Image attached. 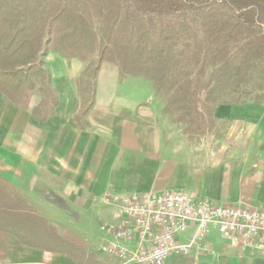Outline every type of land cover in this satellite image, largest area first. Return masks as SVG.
Returning <instances> with one entry per match:
<instances>
[{
	"label": "crops",
	"instance_id": "crops-1",
	"mask_svg": "<svg viewBox=\"0 0 264 264\" xmlns=\"http://www.w3.org/2000/svg\"><path fill=\"white\" fill-rule=\"evenodd\" d=\"M47 59L59 99L49 118L31 115L39 94L28 109H19L0 93V178L41 217L26 211L19 224L0 228V264H120L99 251L112 240L100 225L119 221L118 207L104 200L106 194L185 190L213 203L264 208V106L218 107L217 117L227 123L221 139L188 143L177 129L165 136L152 125L163 114L153 82L151 99L142 104L139 91L119 92L134 77H121L118 64L104 59L119 84L108 98L96 89L88 126L78 128L74 72L84 64L54 52ZM191 233L178 240L186 242ZM206 241L208 251L172 254L162 264H264V248L239 250L216 229Z\"/></svg>",
	"mask_w": 264,
	"mask_h": 264
},
{
	"label": "trees",
	"instance_id": "trees-1",
	"mask_svg": "<svg viewBox=\"0 0 264 264\" xmlns=\"http://www.w3.org/2000/svg\"><path fill=\"white\" fill-rule=\"evenodd\" d=\"M50 52L84 64L75 84L85 96L104 59L121 77L153 82L192 144L213 130L220 139L218 107L264 106V0H0V93L26 109L37 90L43 121L59 105ZM85 115L74 117L78 128ZM24 204L0 178V228L26 211L41 218Z\"/></svg>",
	"mask_w": 264,
	"mask_h": 264
},
{
	"label": "built area",
	"instance_id": "built-area-1",
	"mask_svg": "<svg viewBox=\"0 0 264 264\" xmlns=\"http://www.w3.org/2000/svg\"><path fill=\"white\" fill-rule=\"evenodd\" d=\"M168 198L170 256H186L191 250L208 251L206 236L210 229H216L239 250L264 248V208L213 203L185 190H170ZM104 200L118 207L119 221L113 226L100 225L112 240L100 245L99 251L120 264H162L160 193H111ZM191 229L186 242L178 240L179 235ZM121 241H134L136 245L129 248Z\"/></svg>",
	"mask_w": 264,
	"mask_h": 264
},
{
	"label": "rangeland",
	"instance_id": "rangeland-1",
	"mask_svg": "<svg viewBox=\"0 0 264 264\" xmlns=\"http://www.w3.org/2000/svg\"><path fill=\"white\" fill-rule=\"evenodd\" d=\"M53 68H54V70H56V66H54ZM79 69H80V67H79ZM78 71H79L78 73L74 72L75 77H77L76 80L82 75L84 69L83 70L80 69ZM70 72H72V71L70 70ZM116 73L117 72H116L115 68L112 67V65L101 63V65L98 67L97 75L95 78L96 88H95V94H93V95L89 94V96H85L84 92H82V89H80V86L78 87V84H76L77 89H76V92L74 94V99L76 100V106L73 110V118L75 116H79L80 113H82L83 111H86V115H85V117H86L89 115V112L94 109L95 105H97V99H98L97 94H96L97 93L96 89L99 90L101 98H108L109 96H111L113 88L115 87V85L119 84L118 83L119 82L118 81L119 76ZM75 83H76V81H75ZM151 86H152V83L149 82L148 80H146L145 78H139V77L131 78L128 81L124 82V85L121 88V90H119V92L120 93L125 92V93H127L126 96H128V94H130V92L139 91L138 97L140 99L142 98L141 101H143L142 104H144L145 102H147L151 99V96H147L148 94L151 93ZM38 94L41 97V94L36 90L30 98L29 105L32 101L31 100L32 97H35ZM57 96H58V94H57ZM137 101H138V99H137ZM29 105L26 109L29 108ZM17 108H19V107H17ZM33 110H32L31 115H33ZM38 115L40 116L42 114L38 113ZM49 115H50V113L48 114L47 118H49ZM82 115H84V114H82ZM33 117L35 120H40V119H36L34 115H33ZM152 125H155L156 127L161 128L162 133L165 136H167L168 133H171V131H173V130L176 131V129H177L178 132L181 134L182 140L184 139V141L185 142L188 141V143L190 141V140H187L188 137L184 133V125L176 122L175 119L171 118L168 114H165L164 112H163L162 116H160V117L157 116V117H154L152 119ZM226 128H227V123L222 125L220 132L225 133ZM216 137H217V133L214 132V130H213L212 132H208L205 135L197 137L193 141H195L196 143L197 142L203 143V142L208 141L209 143H213V145H214L215 142H213V141L219 140ZM178 141H179V143L183 142L180 140H178ZM215 147H216V145H215ZM219 147H220V145H218V148ZM183 149H185V151H187L188 150L187 145H184L182 150Z\"/></svg>",
	"mask_w": 264,
	"mask_h": 264
},
{
	"label": "bare ground",
	"instance_id": "bare-ground-1",
	"mask_svg": "<svg viewBox=\"0 0 264 264\" xmlns=\"http://www.w3.org/2000/svg\"><path fill=\"white\" fill-rule=\"evenodd\" d=\"M160 208H161V237H162V262L170 257V227H169V198L167 193H160ZM114 225V224H113ZM107 225V226H113Z\"/></svg>",
	"mask_w": 264,
	"mask_h": 264
}]
</instances>
